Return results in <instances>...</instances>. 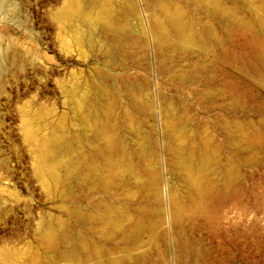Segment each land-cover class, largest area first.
<instances>
[{
    "label": "bare ground",
    "instance_id": "6f19581e",
    "mask_svg": "<svg viewBox=\"0 0 264 264\" xmlns=\"http://www.w3.org/2000/svg\"><path fill=\"white\" fill-rule=\"evenodd\" d=\"M143 1L145 20L137 0H69L58 13L108 78L67 91L68 116L36 141L65 220L44 222L42 255L25 264L253 258L240 224L221 218L240 210L242 168H264V0ZM0 9L13 14L12 0Z\"/></svg>",
    "mask_w": 264,
    "mask_h": 264
},
{
    "label": "rangeland",
    "instance_id": "374dc122",
    "mask_svg": "<svg viewBox=\"0 0 264 264\" xmlns=\"http://www.w3.org/2000/svg\"><path fill=\"white\" fill-rule=\"evenodd\" d=\"M67 1L12 0L13 14L0 9V264H25L30 255H42L44 222L65 220L62 188L41 175L36 141L68 116L67 91L88 95V81L99 73L107 77L102 53L77 46L61 23ZM142 1L137 3L145 20ZM241 171L240 210L226 207L221 223L240 224L244 254H253L242 264H264V168Z\"/></svg>",
    "mask_w": 264,
    "mask_h": 264
}]
</instances>
